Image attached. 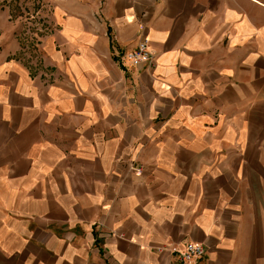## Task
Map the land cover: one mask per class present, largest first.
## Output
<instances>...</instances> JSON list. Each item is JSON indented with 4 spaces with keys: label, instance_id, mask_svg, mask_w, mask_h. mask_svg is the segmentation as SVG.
<instances>
[{
    "label": "crops",
    "instance_id": "0c3cea01",
    "mask_svg": "<svg viewBox=\"0 0 264 264\" xmlns=\"http://www.w3.org/2000/svg\"><path fill=\"white\" fill-rule=\"evenodd\" d=\"M34 1L0 0V264H264V0Z\"/></svg>",
    "mask_w": 264,
    "mask_h": 264
},
{
    "label": "built area",
    "instance_id": "2783aa9c",
    "mask_svg": "<svg viewBox=\"0 0 264 264\" xmlns=\"http://www.w3.org/2000/svg\"><path fill=\"white\" fill-rule=\"evenodd\" d=\"M44 3L39 6V11H27L24 15L29 22L33 23L34 28H40L45 23V20L40 17V20L36 22L37 16H41V11L44 9ZM26 38L29 40L27 48L34 49L35 52L37 46L40 43V34L36 31H31L26 34ZM124 60L130 65L139 67L142 65H152L154 63V55L150 50V40L147 36H143L136 49L127 52L124 55ZM178 255V259L185 264H199V261L206 254V249L199 243H188L181 250L174 249Z\"/></svg>",
    "mask_w": 264,
    "mask_h": 264
},
{
    "label": "rangeland",
    "instance_id": "374dc122",
    "mask_svg": "<svg viewBox=\"0 0 264 264\" xmlns=\"http://www.w3.org/2000/svg\"><path fill=\"white\" fill-rule=\"evenodd\" d=\"M42 4V1L41 0H35L34 2H33V11H39V6Z\"/></svg>",
    "mask_w": 264,
    "mask_h": 264
}]
</instances>
